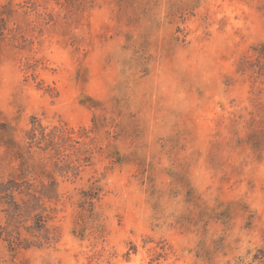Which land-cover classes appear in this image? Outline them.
<instances>
[{"label": "rangeland", "instance_id": "1", "mask_svg": "<svg viewBox=\"0 0 264 264\" xmlns=\"http://www.w3.org/2000/svg\"><path fill=\"white\" fill-rule=\"evenodd\" d=\"M0 17V125L83 141L77 175L54 173L55 239H0V264H264V0H0ZM89 179L83 221L65 195Z\"/></svg>", "mask_w": 264, "mask_h": 264}, {"label": "trees", "instance_id": "2", "mask_svg": "<svg viewBox=\"0 0 264 264\" xmlns=\"http://www.w3.org/2000/svg\"><path fill=\"white\" fill-rule=\"evenodd\" d=\"M5 6L3 7L7 8ZM1 14L5 15V12ZM0 20L3 22V17H0ZM3 29L4 27L0 25V35L3 34ZM81 137L82 135L76 134L72 128L62 125L43 126L35 117H32L31 127L25 130L21 140L14 137L10 125L6 123L0 125V146L5 148L8 162L13 167L7 176L0 179V202L7 204V208L4 209L5 221L0 225V239L7 242L10 250L18 247H40L55 239V227L48 226L52 216L47 212L46 204L52 202L57 204L64 196V192H58L55 172L66 179H70V175H77L82 160L78 155L80 149L74 144H83ZM66 144L71 145L74 157H71L70 152L61 153ZM85 147L86 152H92L87 142ZM36 152L41 160L42 153L50 160L55 159L52 161V169H47L45 162L33 161ZM115 161H120V158H115ZM98 181L90 180L86 187L78 188L75 194L66 191L65 196L68 200L73 199L75 195L74 203L83 221L86 216L90 218L94 216L93 205L102 192Z\"/></svg>", "mask_w": 264, "mask_h": 264}]
</instances>
